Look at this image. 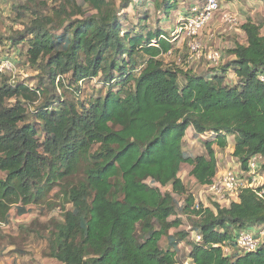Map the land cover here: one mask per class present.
I'll return each mask as SVG.
<instances>
[{"label":"trees","instance_id":"1","mask_svg":"<svg viewBox=\"0 0 264 264\" xmlns=\"http://www.w3.org/2000/svg\"><path fill=\"white\" fill-rule=\"evenodd\" d=\"M58 1L51 15L40 3L26 6L33 20L8 37L12 45H27L29 63L42 74L37 87L0 86V224L9 223L14 207L27 214L83 164V180L64 191L72 208L51 239L50 256L59 264H175L188 235H169L182 225L173 218L178 195H185L181 209L201 237L191 242L194 264H264V247L234 255L223 249L241 231L264 225V197L244 188L229 207L197 206L180 177L188 164L199 185L212 184L219 169L215 145L224 149L231 137L240 170L248 171L254 156L264 158L263 23L248 18L241 25L245 43L226 50L229 62L196 74L164 62L174 49L165 30L125 31L123 11L132 7L146 17L139 12L144 0H84L91 15L74 0ZM179 1L161 0L159 8L169 17ZM137 55L144 58L140 69ZM230 72L235 84L226 82ZM69 73L76 84L98 78L106 93L87 104L64 98L59 90ZM41 97L38 122H30L25 105ZM188 128L212 133L206 155L184 150ZM166 186L172 191L164 192ZM165 235L167 249L160 245Z\"/></svg>","mask_w":264,"mask_h":264},{"label":"rangeland","instance_id":"2","mask_svg":"<svg viewBox=\"0 0 264 264\" xmlns=\"http://www.w3.org/2000/svg\"><path fill=\"white\" fill-rule=\"evenodd\" d=\"M74 1L78 5H82V10L86 15L94 13L84 0ZM159 1L155 3L154 0H144L140 3L139 12L142 16H146L142 17L143 19H139L137 12L132 7L124 10L125 19L122 21L123 28L125 31L133 28L137 32L142 30L146 35L150 31L155 32L157 28L165 30L169 34L170 41L174 44V49L164 54V62L169 66L179 67L183 71L193 70L196 74L212 73L229 62L231 57L226 55V50L238 42L245 43L246 37L241 25L248 18L264 25V0L259 4L254 0H228L230 1L229 4H234V6L228 9L223 8L221 5V9L216 13L215 18L198 35L203 55L197 56L190 49V39L184 35H174V33L181 21L187 17L192 6L196 3V5L203 4L204 0H180L179 5L169 17L159 8ZM58 2V0H34V3L32 0H3L2 4H0V47L3 53L2 58L11 64V70L0 74V86L5 83L17 84L21 82L31 87H37L40 81L39 76L42 73L38 67L29 63L26 55L27 45H12L8 37L14 31L22 30L26 24L33 20L34 17L30 10L25 9L26 6L40 3V6L45 7L44 13L51 15V8L56 6ZM117 4H119V1H117ZM223 12H229L234 17L236 16L238 24L233 27L228 24L225 25L221 21ZM76 18H81V16ZM126 18L128 19L126 20ZM262 31L264 33V26ZM210 51H219L222 54L220 61L215 65L207 58V54ZM135 60L140 62V69L143 66L144 58L137 55L135 56ZM138 72L139 70H136V73ZM261 77L264 78V76ZM64 78L65 89L59 90V94L64 91V98L73 100L76 103L83 102L87 104L90 99L97 97L100 92L105 94L107 91V88L104 87L98 78L81 80L77 84L70 73ZM180 80L182 84L183 78H180ZM236 81L237 79L231 72L227 74L226 82L235 84ZM42 101L43 98L41 97L34 103H26L27 105L25 106L29 113L28 119L30 122H38L35 113ZM14 103L15 99H8L6 101V104L9 106ZM211 138H213L212 133L199 134L192 128H188L183 140V148L194 157L206 155L207 149L205 143ZM233 144L234 139L231 137V146L229 145L224 149H220L215 145L220 169L218 170L220 171L218 175H222L230 170L240 169L239 161L233 156ZM262 163H264V158L260 161V165ZM191 169L190 165L183 164L180 172V177L186 186L187 193L195 196L197 206L199 204L214 206L215 200L204 189V186L196 182L191 175ZM84 172L85 167L82 164L74 177L69 178L62 185L56 186L42 201L31 204L28 207L30 211L27 214L19 216L16 207L12 209L9 223L0 224V264H59L55 258L50 256V253L51 239L54 238L56 225L63 221L64 212L72 208V204L67 202L64 191L82 181ZM260 173L262 174L260 184H264V170L262 168H260ZM4 177L5 174L0 172V179ZM162 190L164 192L172 191V187L166 186ZM185 198V195L176 196V200L181 207L178 208L177 214L173 217L181 218L182 225L177 229L174 228L169 231V235H176L177 231L188 232L185 240L178 245V262H183L186 259L191 260L189 258L192 249L191 242L194 240L200 242L197 240L200 235L193 229L192 218L181 209ZM224 206L229 207L227 204ZM259 227H264V225H260ZM160 245L163 249L169 247L170 241L168 236L162 237ZM223 249L229 255H234L236 251H239L236 247L234 249L224 246Z\"/></svg>","mask_w":264,"mask_h":264},{"label":"built area","instance_id":"3","mask_svg":"<svg viewBox=\"0 0 264 264\" xmlns=\"http://www.w3.org/2000/svg\"><path fill=\"white\" fill-rule=\"evenodd\" d=\"M3 0H0L2 4ZM203 4L193 5L190 9L189 16L185 17L176 28L174 33L178 36L184 35L190 39V49L197 56L202 54L201 42L198 40V35L204 28L213 20L216 13L221 9L222 0H204ZM199 4V3H198ZM221 21L226 25L236 26L238 24L236 16L234 17L229 12H223ZM235 23V24H234ZM3 53L0 47V74L10 69V62L2 58ZM222 54L219 51H210L207 58L212 64H217L221 59ZM8 68V69H7ZM263 156L256 155L249 162V170L242 171L240 169L230 170L222 175H216L212 184L207 185L204 189L208 194L221 206H230L237 199L238 194L244 188H252L261 197H264V188L260 189L263 184H260L262 174L260 173V161ZM198 241L201 237L198 236ZM225 247H235L241 254L253 253L264 247V227H253L251 229L241 231L234 244L226 243ZM223 246V248H224ZM175 264H194L191 260L186 259L183 262Z\"/></svg>","mask_w":264,"mask_h":264},{"label":"crops","instance_id":"4","mask_svg":"<svg viewBox=\"0 0 264 264\" xmlns=\"http://www.w3.org/2000/svg\"><path fill=\"white\" fill-rule=\"evenodd\" d=\"M255 2H257L258 4L259 3H261V2H263L262 0H254ZM230 3V1H228V0H222V7L224 8H232L233 6H234V4H229ZM229 4V5H228ZM264 26V25H263ZM262 30H263V28H262ZM218 170H220V169H218ZM222 172V171H221ZM218 173H220V171H218L217 172V175H218Z\"/></svg>","mask_w":264,"mask_h":264}]
</instances>
